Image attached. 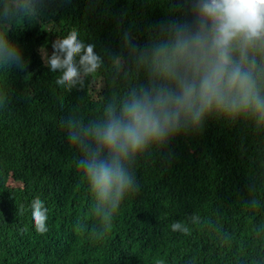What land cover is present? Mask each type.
<instances>
[{"label": "trees", "instance_id": "obj_1", "mask_svg": "<svg viewBox=\"0 0 264 264\" xmlns=\"http://www.w3.org/2000/svg\"><path fill=\"white\" fill-rule=\"evenodd\" d=\"M18 3L0 0V32L25 64L0 70V264H264V126L210 115L151 147L132 161L135 182L113 212L63 125L101 120L147 87L125 33L150 48L161 25L191 22V0H29L31 13ZM73 30L105 63L66 91L45 54ZM34 199L48 209L45 233L31 220Z\"/></svg>", "mask_w": 264, "mask_h": 264}, {"label": "clouds", "instance_id": "obj_2", "mask_svg": "<svg viewBox=\"0 0 264 264\" xmlns=\"http://www.w3.org/2000/svg\"><path fill=\"white\" fill-rule=\"evenodd\" d=\"M19 11L34 5L20 0ZM191 22L161 25L150 48L139 49L125 33L124 45L149 84L129 93L119 105L109 104L101 120L87 125L72 116L63 122L69 142L80 152L77 166L100 204L114 212L135 177L133 160L178 133L196 130L210 115L245 118L264 126V0H191ZM45 61L58 73L56 85L71 91L84 77L101 69L104 59L94 45L73 30L53 44ZM112 59L119 67L121 58ZM23 69L22 51L0 32V70ZM44 201L31 202V220L47 232ZM111 213L105 219L110 220ZM173 231L181 225H171ZM187 233L188 229H184Z\"/></svg>", "mask_w": 264, "mask_h": 264}, {"label": "rangeland", "instance_id": "obj_3", "mask_svg": "<svg viewBox=\"0 0 264 264\" xmlns=\"http://www.w3.org/2000/svg\"><path fill=\"white\" fill-rule=\"evenodd\" d=\"M15 8H16V6H13V7H12V10H15Z\"/></svg>", "mask_w": 264, "mask_h": 264}]
</instances>
